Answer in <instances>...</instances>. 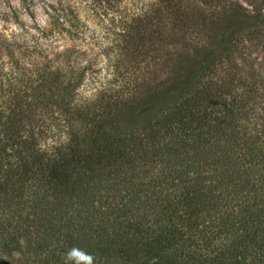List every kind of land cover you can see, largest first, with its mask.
Here are the masks:
<instances>
[{"label": "trees", "instance_id": "obj_1", "mask_svg": "<svg viewBox=\"0 0 264 264\" xmlns=\"http://www.w3.org/2000/svg\"><path fill=\"white\" fill-rule=\"evenodd\" d=\"M182 1L159 0L187 40ZM263 35L186 41L161 54L158 81L107 79L97 100L83 94L90 66L54 58L33 93L14 84L0 110V257L64 264L77 246L95 264H258L264 78L237 69Z\"/></svg>", "mask_w": 264, "mask_h": 264}, {"label": "rangeland", "instance_id": "obj_2", "mask_svg": "<svg viewBox=\"0 0 264 264\" xmlns=\"http://www.w3.org/2000/svg\"><path fill=\"white\" fill-rule=\"evenodd\" d=\"M181 3L189 16L187 40L181 32L173 35L176 24L159 0H19V7L12 0H0V110L14 84L34 92L47 76L51 58L65 66H90L93 77L85 81L83 94L97 100L100 84L107 79L158 81L165 60L161 54L182 48L186 41L198 47L219 46L233 28L264 34V0ZM131 30L138 32L134 38L145 36L139 43L144 47L131 39ZM164 33L171 36L164 38ZM245 54L238 74L264 78V35L260 44L246 43ZM165 70L169 74L170 68ZM258 264H264V255Z\"/></svg>", "mask_w": 264, "mask_h": 264}, {"label": "clouds", "instance_id": "obj_3", "mask_svg": "<svg viewBox=\"0 0 264 264\" xmlns=\"http://www.w3.org/2000/svg\"><path fill=\"white\" fill-rule=\"evenodd\" d=\"M14 6L19 7V0H12ZM3 258L5 260L12 261V264H15V259L17 258V254L13 253L12 257L4 255ZM64 264H95V256L86 250L73 246L69 248L62 257ZM152 264H155V260H153Z\"/></svg>", "mask_w": 264, "mask_h": 264}]
</instances>
